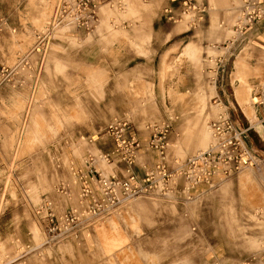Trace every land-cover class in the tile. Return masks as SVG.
<instances>
[{"label":"rangeland","instance_id":"374dc122","mask_svg":"<svg viewBox=\"0 0 264 264\" xmlns=\"http://www.w3.org/2000/svg\"><path fill=\"white\" fill-rule=\"evenodd\" d=\"M203 2L205 21L192 28L194 13L184 14L169 0H108L91 31L58 32L37 82L0 89V264H264V126L251 106L253 88L264 79V53L221 27L228 19L223 13L217 30L225 36L210 37L216 11L210 0L198 5ZM55 4L0 0V24L6 23L0 67L33 48ZM169 6L175 21L164 13ZM188 44L191 50H185ZM245 52L256 70L239 76L234 62ZM34 59L37 66L39 58ZM212 82L217 90L209 88ZM200 86L208 89L194 95ZM244 86L246 98L238 92ZM213 102L227 106L223 110L239 128H250L246 143L257 167L217 178L213 186L201 184L189 195L133 198L94 219L79 239L48 241L33 209L56 196V159L75 203L80 190L69 168L81 167L88 151L109 150L101 144L113 118H129L144 141L148 124L172 119L166 160L177 168L176 161L183 165L210 147ZM96 136L99 141L88 144ZM160 160L158 153L142 151L137 172L142 176ZM108 166L110 175L120 170ZM57 201L64 209L65 199Z\"/></svg>","mask_w":264,"mask_h":264},{"label":"built area","instance_id":"2783aa9c","mask_svg":"<svg viewBox=\"0 0 264 264\" xmlns=\"http://www.w3.org/2000/svg\"><path fill=\"white\" fill-rule=\"evenodd\" d=\"M107 1L58 0L44 29L36 32L33 48L28 53L20 55L13 64L0 67V89L4 86L22 88L30 80L37 82L58 32L64 28L69 29L66 34L75 30L91 31L100 6ZM169 1L171 4H180L185 11L184 14L194 13L190 21L192 28L205 21L207 7L198 5V0ZM164 13L169 21H175L173 7H166ZM262 20H264L262 0H242L240 19L234 29L237 33L240 32L241 37H245L247 31ZM5 24L1 20L0 32H3ZM34 57L39 58L37 66ZM254 88L253 105L260 123L264 125V79ZM172 125V119L148 124L146 130L149 138L144 141L135 131L129 118L126 116L113 118L105 128L106 140L101 144L103 147L109 146V150L101 148L97 155L88 151L81 167L71 165L69 168L80 190L75 203L72 202V185L63 176V164L60 159H56L57 197H49L33 209V217L42 227L48 241H62L70 235L79 239L82 230L94 219L114 211L133 198L141 196L169 198L170 194L180 192L189 195L191 190H195L201 184L213 186L217 178L226 179L257 167L256 155L246 143V134L250 128L244 130L239 128L230 115L224 113L210 123L213 135L211 147L189 158L183 165H178L176 161L178 167L172 169L166 160ZM99 139V136L97 140L91 137L88 144L97 143ZM142 151L156 152L161 160L141 176L137 172V162ZM100 163L115 164L120 170L116 174L106 175L99 168ZM58 197L65 199L62 205L64 209H61ZM262 257L264 261V252Z\"/></svg>","mask_w":264,"mask_h":264},{"label":"crops","instance_id":"0c3cea01","mask_svg":"<svg viewBox=\"0 0 264 264\" xmlns=\"http://www.w3.org/2000/svg\"><path fill=\"white\" fill-rule=\"evenodd\" d=\"M57 1L58 0H55L56 3H57ZM241 1L242 0H210L211 6H212V10L216 11L214 13V15H213V18H212V26H211V31H210V37H212L214 39L215 38L221 39V37H224L225 36V33H223V36H221L220 35V32L217 30V25L220 24V22H219V14L221 15L223 13V15L224 14L228 15V17H227L228 18L227 19V25L226 26H228L229 28H232V26L234 24V21H235V18L237 16L238 11H239V8H240V7L238 8L237 6L240 4ZM262 3H263V6H264V0H262ZM202 5L203 6H206L207 9H208V5H206L204 2H203ZM236 9H237V12L234 11ZM37 20H42V18H35V22ZM221 25H224L225 26V23H222ZM183 32H186V31H183ZM183 32H181V33H183ZM181 33H178L180 35H177L175 37L181 36ZM169 37H170V35H169ZM243 42L246 45H250L251 47H253L254 50L257 53H264V20H262L260 23H258L253 28H251L250 30L247 31V33H246V35L244 37ZM191 43H193V42H190V44ZM193 44L196 45L195 43H193ZM196 46L197 47H200L198 45H196ZM188 48H189V44L185 47V50L188 49ZM188 50H191V49H188ZM207 54H209V50H207ZM215 54H216V51H215ZM244 55H246V52L242 56H238V58L234 62V66H235V69H236V73L239 76H245L248 73H250L249 68H250V70L251 69L252 70H256L255 68H252L249 65V63H248V55L249 54L247 53V56L246 57ZM164 60L166 61V56L163 57V64L165 62ZM191 62L199 70L202 69V66H203L202 64H194V62L192 60H191ZM162 67H163V69L161 68V71L160 72H162V74H164L165 73V66H162ZM250 79L251 78H249L248 82H249L250 85H252L251 82H250ZM207 89H205L204 87H201L200 86L196 90V92H195L194 95H197L198 93L202 92L203 90L205 91ZM248 90H249L248 87L247 86H244L241 89H239L238 92H240V91H248ZM217 94H218V91H217ZM245 116H246V114H245ZM246 118L248 119L247 116H246ZM122 243H123V241L120 240V241H118V242L115 243V246H120V245H122Z\"/></svg>","mask_w":264,"mask_h":264},{"label":"bare ground","instance_id":"6f19581e","mask_svg":"<svg viewBox=\"0 0 264 264\" xmlns=\"http://www.w3.org/2000/svg\"><path fill=\"white\" fill-rule=\"evenodd\" d=\"M239 19H240V8H239V11H238V14H237V16H236V18H235V21H234V24H233V26H232V30L235 32V34H237V38H235V39H238V38H240L241 37V35H240V32H236L234 29H233V27L238 23V21H239ZM221 27H228V26H224V25H222ZM229 28V27H228ZM235 39H233V40H235ZM211 49L212 50H214L212 47H211ZM215 51V50H214ZM165 61V60H164ZM212 63H214V60H212V61H210V64H212ZM212 86H215L216 87V90H217V85H216V82H212L211 83V85H209V88L210 87H212ZM239 94H240V96H242L243 98H246V96H247V91H240L239 92ZM218 97V96H217ZM215 99V98H214ZM213 99V100H214ZM218 102H213V105L215 106V110H214V115H213V117L212 118H215V119H217V118H219V116L220 115H222V114H224L225 113V111L223 110L224 108H227V106H225L222 102L221 103H218ZM254 102H253V99H252V95H251V106L254 108ZM255 109V108H254ZM243 112V111H242ZM210 122V121H209ZM254 125V124H253ZM264 126V125H263ZM208 127H209V130H210V133H211V139H212V143H213V135H212V131H211V128H210V124H208ZM95 140H97V136H96V138L95 137H93ZM212 143H211V145H212ZM211 145H210V147H211ZM209 147V148H210ZM208 148V149H209ZM207 149V150H208ZM206 150V151H207ZM203 152H205V151H203ZM200 153H202V152H200ZM197 155H199V153H197ZM102 168H103V170H104V174H106V175H110L111 174V168H110V166H108V164L107 163H103V165H102ZM129 201V200H128ZM127 202V201H126Z\"/></svg>","mask_w":264,"mask_h":264}]
</instances>
